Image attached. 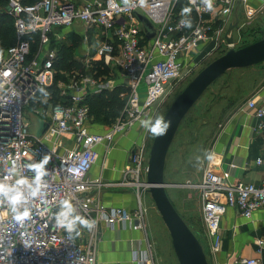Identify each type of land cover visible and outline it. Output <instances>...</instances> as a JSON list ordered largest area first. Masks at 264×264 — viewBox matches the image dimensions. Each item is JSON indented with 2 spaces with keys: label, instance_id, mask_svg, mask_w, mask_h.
<instances>
[{
  "label": "built area",
  "instance_id": "2783aa9c",
  "mask_svg": "<svg viewBox=\"0 0 264 264\" xmlns=\"http://www.w3.org/2000/svg\"><path fill=\"white\" fill-rule=\"evenodd\" d=\"M184 8H190V13L182 14ZM261 9L250 6L249 0H213L211 10L201 0H146L143 6L139 0H130L127 5L123 0H85L82 5H76L75 0H0V14L13 19L16 32V43L0 58V180L16 168L19 175H12L8 183L20 176L31 181L35 173L27 165L49 157L40 193L29 200V217L22 224L7 203L0 204V264H96L101 222L109 229L146 233L140 196L148 188L145 138L149 132L140 121L154 120L160 107L198 66L234 47L232 32L226 29L231 19L234 22L236 11L251 21ZM138 15L152 25V38H147ZM189 23L191 27L186 26ZM73 26L91 31L94 39L75 49L79 53L73 60L82 70L65 74V81L56 82L58 102L52 103L50 96L39 95L53 85L59 60L55 45L65 39L53 28ZM35 33L38 39L32 51L35 41L24 38ZM72 34L81 36L74 30ZM96 63L101 69H110L118 81L111 89L120 85L125 89L119 117L110 126H99L101 133L92 132L98 126L90 122L87 103L89 95L109 90L91 72ZM143 82L146 88L139 92ZM31 108L48 123L41 138L28 134L24 114ZM244 108L257 121L255 132L264 136V100L251 97ZM135 126L143 141L128 152L121 185L135 190L138 207L132 212L107 209L100 199V179L89 177L98 159L96 148L103 146L108 153L117 137ZM255 163L263 167L260 186L226 184L209 167L202 181L192 186L199 191L213 257L221 249L220 222L227 208L238 209L245 219L264 208V158ZM65 200L71 202L77 215L95 221L94 227L78 225L79 235L57 228L55 215ZM150 248L147 242L146 251H133L132 260L151 264ZM233 264L263 263L246 258Z\"/></svg>",
  "mask_w": 264,
  "mask_h": 264
},
{
  "label": "crops",
  "instance_id": "0c3cea01",
  "mask_svg": "<svg viewBox=\"0 0 264 264\" xmlns=\"http://www.w3.org/2000/svg\"><path fill=\"white\" fill-rule=\"evenodd\" d=\"M84 1L75 0V4L82 5ZM249 4L255 8L262 7L259 14L249 23L258 24L259 21L263 23L260 18L264 17V0H249ZM241 15L240 22L243 17ZM80 27L82 26H75L76 29ZM72 31L70 28L66 33ZM251 97L257 98L258 101L264 100V78L252 90L249 98ZM244 103L223 123L211 151L213 159L208 161L206 168H211L213 173L221 177L226 184L241 182L260 186L263 167L257 166L255 161L264 158V136L255 132L257 121L245 111ZM101 131L96 132L101 133ZM142 141L141 131L135 126L126 134L117 137L116 144L108 153L103 146L96 148L98 159L89 177L94 180L100 179L102 183L100 199L105 208H122L128 212L137 209V193L131 188L122 186L121 182L123 170L127 166L128 152ZM73 148L74 146H65L68 150ZM63 149L60 151L62 152ZM200 213L202 217V211ZM187 222L196 235L207 243L209 250L210 242L203 217L202 226L198 225L191 213L187 215ZM98 231L101 239L96 249V264H138L132 260L133 251L147 250V234L142 231L119 227L109 229L102 222L98 225ZM219 233L220 252L214 257L209 252L208 264H233L246 258L260 259L264 264V208L254 212L250 219L241 217L236 208H227L221 218ZM259 241L263 243L261 246L257 245Z\"/></svg>",
  "mask_w": 264,
  "mask_h": 264
},
{
  "label": "rangeland",
  "instance_id": "374dc122",
  "mask_svg": "<svg viewBox=\"0 0 264 264\" xmlns=\"http://www.w3.org/2000/svg\"><path fill=\"white\" fill-rule=\"evenodd\" d=\"M178 10L179 8L176 9V11ZM238 14L239 21L230 31L232 32L234 40V47L232 49L235 50L250 45L264 37V17L260 18L263 23L259 21V23L256 24L249 23L244 16L240 22V15L242 12H238ZM233 18L234 22L232 19L230 20L231 23L226 29L227 32L228 28L235 23V14ZM240 26L241 28L238 32ZM69 30L70 28H53L54 32L64 35L65 39L60 44H72L69 38L72 36V33H66ZM71 30L80 32L81 34V36L76 37L75 49L82 48V46L86 44L85 42L92 43L94 36L91 31L83 27L76 29L75 26H73ZM59 46L60 45H55L57 48ZM228 50L215 54L211 58L205 60L201 66H198L193 71V74L178 86L174 95L160 107L157 117H163L167 108L188 83L208 64L224 55ZM78 53L79 52L74 51V54ZM263 73L264 62L248 68L231 69L225 72L207 88L200 99L189 110L177 130L167 153L164 181L168 185L166 193L169 200L181 218L183 217V221L190 230L192 229L187 222V215H190V213L194 215L199 226L203 225L200 213L201 202L199 191L192 186L198 185L202 181L204 171L209 161L207 159V154H211L223 123L237 107L243 105L250 97L252 90L259 84L260 80L264 78ZM100 80L104 88H109V90H111L113 84L118 82L115 80L110 69H108L105 76ZM119 82L122 81L119 80ZM145 88L146 85L143 82L139 87V92H143ZM24 120L28 123V134L34 135L35 131L39 129L41 123L44 121V117L35 114V111L31 108L25 110ZM99 128L98 126L92 129V132H96L97 130L100 132L101 128L100 130ZM153 138L154 136L150 133H148L145 138V146L149 148V150ZM141 180H143V178H141ZM140 197L141 204L145 211L146 234L151 246V264H178L172 249L169 233L155 208L151 196L144 191L141 192ZM197 238L209 262L208 245L201 237L197 236Z\"/></svg>",
  "mask_w": 264,
  "mask_h": 264
},
{
  "label": "water",
  "instance_id": "95a60500",
  "mask_svg": "<svg viewBox=\"0 0 264 264\" xmlns=\"http://www.w3.org/2000/svg\"><path fill=\"white\" fill-rule=\"evenodd\" d=\"M150 39L154 35L152 25L144 17L137 16ZM239 14L235 12V23L228 28L230 32L238 23ZM231 43V40H228ZM264 62V37L239 49H230L224 55L208 64L178 94L164 113V120L171 124L163 136H154L148 159L146 192L151 196L157 212L164 223L171 240L178 264H208L202 245L196 233L189 229L169 200L164 181L165 163L168 150L174 140L181 122L207 88L225 72L231 69L248 68ZM48 128L43 121L33 136L41 138Z\"/></svg>",
  "mask_w": 264,
  "mask_h": 264
},
{
  "label": "clouds",
  "instance_id": "9594fccd",
  "mask_svg": "<svg viewBox=\"0 0 264 264\" xmlns=\"http://www.w3.org/2000/svg\"><path fill=\"white\" fill-rule=\"evenodd\" d=\"M123 2L127 5L130 3V0H123ZM201 2L207 9L211 10L213 0H201ZM139 3L143 6L146 0H139ZM190 11V8H184L182 14L190 13ZM186 26L191 27V24L189 23ZM140 124L151 135L159 137L166 133L171 122L165 121L162 116H159L154 120H141ZM207 159L212 160L213 155L207 154ZM48 162L49 157L45 155L41 161L27 165V167L35 173L34 179L31 181L26 177L20 176L14 183H8V179H10L12 175H19L16 168H13L9 177L0 180V204L7 203L10 206L11 211L15 214L14 218L18 223L22 224L29 217L27 204L32 197H36L40 193L42 178L47 175L45 166ZM55 225L57 228L66 230L69 234L76 232V234L79 235L77 231L78 225L91 229L94 227L95 221H89L77 215L71 202L65 200L62 202L60 211L55 215Z\"/></svg>",
  "mask_w": 264,
  "mask_h": 264
},
{
  "label": "trees",
  "instance_id": "16d2710c",
  "mask_svg": "<svg viewBox=\"0 0 264 264\" xmlns=\"http://www.w3.org/2000/svg\"><path fill=\"white\" fill-rule=\"evenodd\" d=\"M2 1V0H1ZM25 40L35 41L31 44V50L36 47V41L38 34L28 35ZM70 45L59 44L58 47V62L55 66L56 75L54 77L53 85L49 88L40 91L39 96H50V102H58L57 92L55 84L58 81H65V74L69 75L74 70H82L79 63L73 60V54L75 51L76 38L72 34ZM16 43V32L13 24V19L8 15L0 14V58L4 52L12 47ZM247 46V45H246ZM100 63H96L92 67V73L94 72L95 78L99 79L105 76L108 68H100ZM125 93L124 86H116L111 90H102L100 93L89 95L87 103L89 106V118L92 125L97 126H110L116 118L119 117L122 110L124 99L122 95Z\"/></svg>",
  "mask_w": 264,
  "mask_h": 264
}]
</instances>
